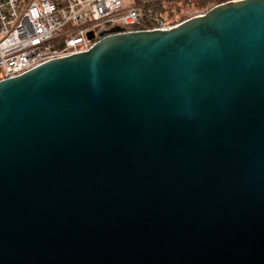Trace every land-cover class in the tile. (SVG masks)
Returning a JSON list of instances; mask_svg holds the SVG:
<instances>
[{"label":"water","instance_id":"obj_1","mask_svg":"<svg viewBox=\"0 0 264 264\" xmlns=\"http://www.w3.org/2000/svg\"><path fill=\"white\" fill-rule=\"evenodd\" d=\"M96 37L0 80V264H264V0Z\"/></svg>","mask_w":264,"mask_h":264},{"label":"built area","instance_id":"obj_2","mask_svg":"<svg viewBox=\"0 0 264 264\" xmlns=\"http://www.w3.org/2000/svg\"><path fill=\"white\" fill-rule=\"evenodd\" d=\"M145 0H0V80L53 58L87 50L103 29L166 28L143 24ZM92 31L95 38L87 33Z\"/></svg>","mask_w":264,"mask_h":264},{"label":"trees","instance_id":"obj_3","mask_svg":"<svg viewBox=\"0 0 264 264\" xmlns=\"http://www.w3.org/2000/svg\"><path fill=\"white\" fill-rule=\"evenodd\" d=\"M224 1L226 0H145L142 23L148 25L160 23L173 25L192 15L203 13L211 6ZM183 4L195 5L200 10L192 15L180 17L176 21H167L172 13H176Z\"/></svg>","mask_w":264,"mask_h":264},{"label":"rangeland","instance_id":"obj_4","mask_svg":"<svg viewBox=\"0 0 264 264\" xmlns=\"http://www.w3.org/2000/svg\"><path fill=\"white\" fill-rule=\"evenodd\" d=\"M199 10L200 8L195 5L183 4L180 6V9L176 13H172V15L169 17V19H167V21H176L180 17L192 15L194 14V12Z\"/></svg>","mask_w":264,"mask_h":264},{"label":"crops","instance_id":"obj_5","mask_svg":"<svg viewBox=\"0 0 264 264\" xmlns=\"http://www.w3.org/2000/svg\"><path fill=\"white\" fill-rule=\"evenodd\" d=\"M133 0H124L125 5H131Z\"/></svg>","mask_w":264,"mask_h":264}]
</instances>
